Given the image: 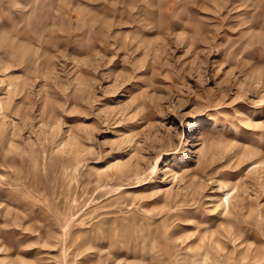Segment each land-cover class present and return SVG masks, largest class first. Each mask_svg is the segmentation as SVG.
<instances>
[{
	"label": "rangeland",
	"instance_id": "obj_1",
	"mask_svg": "<svg viewBox=\"0 0 264 264\" xmlns=\"http://www.w3.org/2000/svg\"><path fill=\"white\" fill-rule=\"evenodd\" d=\"M0 264H264V0H0Z\"/></svg>",
	"mask_w": 264,
	"mask_h": 264
},
{
	"label": "bare ground",
	"instance_id": "obj_2",
	"mask_svg": "<svg viewBox=\"0 0 264 264\" xmlns=\"http://www.w3.org/2000/svg\"><path fill=\"white\" fill-rule=\"evenodd\" d=\"M189 159H190V158H189V156L187 155V156L184 158V160H183L184 163L187 164V163L189 162ZM123 252H124V251H123Z\"/></svg>",
	"mask_w": 264,
	"mask_h": 264
}]
</instances>
